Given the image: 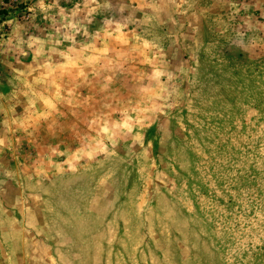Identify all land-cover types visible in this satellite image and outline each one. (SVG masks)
Instances as JSON below:
<instances>
[{
    "label": "rangeland",
    "instance_id": "obj_1",
    "mask_svg": "<svg viewBox=\"0 0 264 264\" xmlns=\"http://www.w3.org/2000/svg\"><path fill=\"white\" fill-rule=\"evenodd\" d=\"M0 264H264V0H0Z\"/></svg>",
    "mask_w": 264,
    "mask_h": 264
},
{
    "label": "built area",
    "instance_id": "obj_2",
    "mask_svg": "<svg viewBox=\"0 0 264 264\" xmlns=\"http://www.w3.org/2000/svg\"><path fill=\"white\" fill-rule=\"evenodd\" d=\"M19 0H9L10 3H16L18 2Z\"/></svg>",
    "mask_w": 264,
    "mask_h": 264
}]
</instances>
